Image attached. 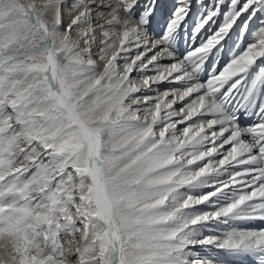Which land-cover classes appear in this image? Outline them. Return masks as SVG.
<instances>
[{
	"label": "snow or ice",
	"instance_id": "1",
	"mask_svg": "<svg viewBox=\"0 0 264 264\" xmlns=\"http://www.w3.org/2000/svg\"><path fill=\"white\" fill-rule=\"evenodd\" d=\"M0 264H264V0H0Z\"/></svg>",
	"mask_w": 264,
	"mask_h": 264
},
{
	"label": "bare ground",
	"instance_id": "2",
	"mask_svg": "<svg viewBox=\"0 0 264 264\" xmlns=\"http://www.w3.org/2000/svg\"><path fill=\"white\" fill-rule=\"evenodd\" d=\"M163 62H167V61H163ZM134 75H135V73H134ZM207 251H208L209 253H211V255H214V254H215L214 250L208 249Z\"/></svg>",
	"mask_w": 264,
	"mask_h": 264
},
{
	"label": "rangeland",
	"instance_id": "3",
	"mask_svg": "<svg viewBox=\"0 0 264 264\" xmlns=\"http://www.w3.org/2000/svg\"><path fill=\"white\" fill-rule=\"evenodd\" d=\"M149 55H151V54L149 53ZM161 63H165V64H166L167 62H163V61H162ZM164 87H165V86H161V90H163ZM253 226H255V227H259V225H253Z\"/></svg>",
	"mask_w": 264,
	"mask_h": 264
}]
</instances>
